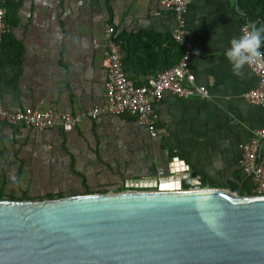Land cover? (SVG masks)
Wrapping results in <instances>:
<instances>
[{
  "label": "crops",
  "instance_id": "obj_1",
  "mask_svg": "<svg viewBox=\"0 0 264 264\" xmlns=\"http://www.w3.org/2000/svg\"><path fill=\"white\" fill-rule=\"evenodd\" d=\"M12 35L24 46L19 65L0 70V101L24 110L77 114L107 101L106 31L116 38L173 35L162 0H19ZM238 0H192L184 14L188 69L209 97L166 94L155 106V131L132 115L85 121L71 132L37 131L0 122V190L24 195L127 189L130 178L156 176L175 157L201 175L202 186L244 185L242 147L264 129V106L246 96L260 85L249 65L233 73L225 57L242 34Z\"/></svg>",
  "mask_w": 264,
  "mask_h": 264
},
{
  "label": "water",
  "instance_id": "obj_2",
  "mask_svg": "<svg viewBox=\"0 0 264 264\" xmlns=\"http://www.w3.org/2000/svg\"><path fill=\"white\" fill-rule=\"evenodd\" d=\"M127 189L0 198V264H264V195L175 157Z\"/></svg>",
  "mask_w": 264,
  "mask_h": 264
},
{
  "label": "built area",
  "instance_id": "obj_3",
  "mask_svg": "<svg viewBox=\"0 0 264 264\" xmlns=\"http://www.w3.org/2000/svg\"><path fill=\"white\" fill-rule=\"evenodd\" d=\"M191 2L192 0H162L163 6L170 9L176 19L174 36L179 43L184 41V14ZM4 5L5 0H0V55L3 37L11 31L5 20ZM246 24L244 23L243 27ZM115 33V28L109 27L105 34L107 53L103 64L108 73V81L107 101L103 106L77 114L63 113L55 116L49 111L31 109L11 113L0 101V122L37 131L59 128L63 132H71L85 121L99 122L104 116L132 115L140 125L154 132L158 119L155 106L162 102L166 94L185 100L194 96L203 99L209 97V91L203 86H198L195 76L190 73L187 53L178 65L150 78L145 85L136 87L124 71L123 52L120 44L116 42ZM249 66L258 76L260 85L251 90L246 98L251 104L264 106V61H257ZM240 164L245 174L253 176L254 194L264 195V129L258 131L251 142L242 147Z\"/></svg>",
  "mask_w": 264,
  "mask_h": 264
},
{
  "label": "trees",
  "instance_id": "obj_4",
  "mask_svg": "<svg viewBox=\"0 0 264 264\" xmlns=\"http://www.w3.org/2000/svg\"><path fill=\"white\" fill-rule=\"evenodd\" d=\"M18 1L19 0H5V20L12 29L18 23L17 12L20 7ZM238 4L244 13V23L254 21L258 27L264 26V0H238ZM11 32L5 34L3 37L0 55V70L7 64L19 65L24 57V46ZM116 42L120 44L123 52L124 71L128 78L134 82L136 87L145 85L150 78L156 77L159 73L178 65L187 53L183 43L177 42L174 34L160 36L152 33H140L131 35L127 39L118 36ZM262 51H264V47H262ZM244 178H246V181L242 187L241 194H254L255 184L253 176L245 174ZM238 187L239 186H233L232 190H236ZM90 192L97 191H92L90 188H87L83 193ZM63 195H65V193L49 194L33 199ZM5 197L7 196L0 190V198ZM27 198L29 197L24 195L20 199Z\"/></svg>",
  "mask_w": 264,
  "mask_h": 264
},
{
  "label": "clouds",
  "instance_id": "obj_5",
  "mask_svg": "<svg viewBox=\"0 0 264 264\" xmlns=\"http://www.w3.org/2000/svg\"><path fill=\"white\" fill-rule=\"evenodd\" d=\"M264 26H257L256 22H248L242 29V34L230 41V47L224 55L232 64L233 73L243 75L246 65L257 61H264Z\"/></svg>",
  "mask_w": 264,
  "mask_h": 264
}]
</instances>
